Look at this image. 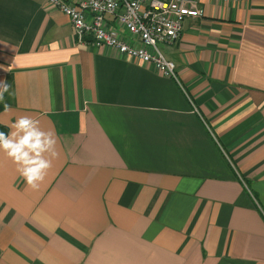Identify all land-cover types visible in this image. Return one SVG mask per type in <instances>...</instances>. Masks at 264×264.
<instances>
[{
	"label": "crops",
	"instance_id": "1",
	"mask_svg": "<svg viewBox=\"0 0 264 264\" xmlns=\"http://www.w3.org/2000/svg\"><path fill=\"white\" fill-rule=\"evenodd\" d=\"M201 6L158 43L175 80L0 0V123L59 153L33 189L0 152V264H264V0Z\"/></svg>",
	"mask_w": 264,
	"mask_h": 264
},
{
	"label": "built area",
	"instance_id": "2",
	"mask_svg": "<svg viewBox=\"0 0 264 264\" xmlns=\"http://www.w3.org/2000/svg\"><path fill=\"white\" fill-rule=\"evenodd\" d=\"M202 1L49 0L69 17L77 42L109 47L132 60L150 63L161 75L175 80V63L162 53L158 43L178 39L186 18L204 14Z\"/></svg>",
	"mask_w": 264,
	"mask_h": 264
},
{
	"label": "clouds",
	"instance_id": "3",
	"mask_svg": "<svg viewBox=\"0 0 264 264\" xmlns=\"http://www.w3.org/2000/svg\"><path fill=\"white\" fill-rule=\"evenodd\" d=\"M9 87L0 82V100ZM57 143L54 132L42 129L38 120L27 115L15 119L7 133L0 131V152L16 165L18 174L33 189L39 188L58 157Z\"/></svg>",
	"mask_w": 264,
	"mask_h": 264
},
{
	"label": "trees",
	"instance_id": "4",
	"mask_svg": "<svg viewBox=\"0 0 264 264\" xmlns=\"http://www.w3.org/2000/svg\"><path fill=\"white\" fill-rule=\"evenodd\" d=\"M4 108L3 104L0 102V111ZM7 126L0 123V131L7 132L6 131Z\"/></svg>",
	"mask_w": 264,
	"mask_h": 264
},
{
	"label": "rangeland",
	"instance_id": "5",
	"mask_svg": "<svg viewBox=\"0 0 264 264\" xmlns=\"http://www.w3.org/2000/svg\"><path fill=\"white\" fill-rule=\"evenodd\" d=\"M238 1H240V0H238ZM66 15V14H65Z\"/></svg>",
	"mask_w": 264,
	"mask_h": 264
}]
</instances>
